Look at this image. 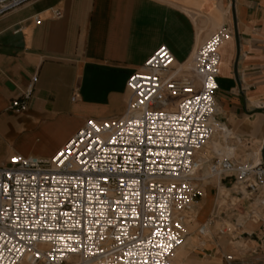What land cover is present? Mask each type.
<instances>
[{
    "label": "built area",
    "instance_id": "obj_1",
    "mask_svg": "<svg viewBox=\"0 0 264 264\" xmlns=\"http://www.w3.org/2000/svg\"><path fill=\"white\" fill-rule=\"evenodd\" d=\"M29 1L0 0V15ZM231 35L220 26L182 64L159 46L129 75L122 116L87 119L50 157L11 155L0 166V264H175L205 197L196 184L204 166L205 177L231 181L230 194L245 201L250 221L264 223L263 163L198 158L217 131L228 130L215 92L218 48ZM35 81L9 109L27 108ZM219 206L198 224L199 236ZM223 258L235 264L232 254Z\"/></svg>",
    "mask_w": 264,
    "mask_h": 264
},
{
    "label": "crops",
    "instance_id": "obj_2",
    "mask_svg": "<svg viewBox=\"0 0 264 264\" xmlns=\"http://www.w3.org/2000/svg\"><path fill=\"white\" fill-rule=\"evenodd\" d=\"M220 26L232 29L215 92L228 130L202 149L264 164V0H32L0 15V166L13 154L50 157L87 119L122 116L129 75L159 46L182 64ZM33 76L27 108L9 109ZM216 180L203 185L197 217L207 193L215 205L217 186L231 182ZM248 234L263 247L264 223ZM194 246L186 237L174 261L191 264L182 260L192 262Z\"/></svg>",
    "mask_w": 264,
    "mask_h": 264
},
{
    "label": "rangeland",
    "instance_id": "obj_3",
    "mask_svg": "<svg viewBox=\"0 0 264 264\" xmlns=\"http://www.w3.org/2000/svg\"><path fill=\"white\" fill-rule=\"evenodd\" d=\"M204 150L202 149V151L198 152V158L203 157V160L210 159L213 157V153H216L206 152ZM216 154L218 155V153ZM206 173L208 174V171L205 166L204 169L197 172L196 177L201 178V180H197L196 184L199 187H203L204 184L209 182V185H211L209 187L213 188L217 183V178H207L204 176ZM217 187V202L215 205L220 204L217 211L218 218L215 219V222L209 227L208 234L199 236L197 233V226L201 220L209 216L208 207L211 206V208H213L216 196L215 193H207V207L201 211L199 217H196V221H193L186 227L188 232L187 237H194L197 242V246L188 250L192 262H187L188 260L184 259L182 261L191 264H226L223 256L232 254L235 258V264L240 262H245L247 264H264V245H262V248H259L261 246H257L260 250L255 249L257 244L253 241L254 234H248L260 223H254L246 217L247 205L244 200H237L236 197L230 194L231 190L228 188L230 184H227L226 188L222 185H218ZM234 202L236 205L232 206ZM220 211H222L223 214L219 216ZM220 229L227 232L223 235H219L218 230ZM214 254L216 255L214 256ZM174 260L173 257V262L175 264H181Z\"/></svg>",
    "mask_w": 264,
    "mask_h": 264
},
{
    "label": "bare ground",
    "instance_id": "obj_4",
    "mask_svg": "<svg viewBox=\"0 0 264 264\" xmlns=\"http://www.w3.org/2000/svg\"><path fill=\"white\" fill-rule=\"evenodd\" d=\"M221 134H223V135H225V134H227V131H226V129H224V131H221ZM215 137H216V133L206 142V144H205V146L208 144V143H210L211 141H213L214 139H215ZM204 146V147H205ZM203 147V148H204ZM222 156H226V157H228V156H230V153H225V154H222ZM218 205H220V204H218ZM194 219H195V212H193L191 215H190V221L191 222H189L187 225H189L190 223H192L193 221H194ZM187 227V226H186ZM186 232H187V228H186ZM209 233V229H207V231H206V234H208ZM187 235H188V232H187ZM187 237V236H186ZM185 237V238H186ZM184 244V243H183ZM183 246V245H182ZM181 246V247H182ZM181 247H179L175 252H174V254H173V257H174V255L175 254H178L179 252H180V249H181ZM22 264H24V262L22 263Z\"/></svg>",
    "mask_w": 264,
    "mask_h": 264
}]
</instances>
